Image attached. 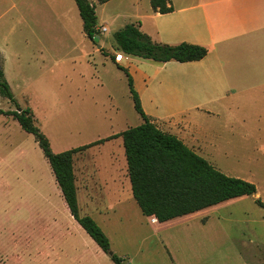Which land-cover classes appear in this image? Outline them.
<instances>
[{
	"label": "rangeland",
	"instance_id": "1",
	"mask_svg": "<svg viewBox=\"0 0 264 264\" xmlns=\"http://www.w3.org/2000/svg\"><path fill=\"white\" fill-rule=\"evenodd\" d=\"M135 1L89 0L96 7L97 28H108L107 32H99L94 44L83 31L75 1L60 0L63 18L50 19L43 27L33 25L28 33L27 27H22L19 40L11 43L6 56H0V65L20 108L32 109L35 124L49 139L54 153L106 139L143 123L135 110L127 77L112 60L115 56L120 62L116 55H124L116 50L115 32L126 24L138 23L137 16L150 7V0ZM27 37L30 43L22 41ZM124 57L128 59L118 64L130 67L145 113L163 131H190L192 118H196L186 99L175 96L167 83L169 66L158 70L153 61ZM232 100L229 106L221 107L226 111L220 118L209 120L212 130L208 136L202 130L206 119H196L200 139L196 148L221 172L255 184L256 194L179 218L175 226L168 228L144 219L135 200L134 210L127 213L115 210L93 214L109 238L111 251L124 257L127 264H264V207L257 203H264V88L235 94ZM0 109L17 110L1 94ZM207 140L209 144L204 143ZM75 156L81 157L77 158L76 168L84 159L91 169L98 168V178L106 180L112 175V160L119 162L124 157L125 161L123 140L105 141ZM55 188L54 174L35 137L12 116L0 115V226L7 223L8 228L1 235L2 246L16 239L20 247L25 246L22 233L27 225L17 223L15 218L27 213L34 218L35 207L50 210L41 200L48 194L56 209L61 211L63 204L66 209L60 217L68 230L58 244L67 257L62 251H54L55 263L114 264L73 220L63 197L55 195ZM72 247L77 248L83 261H74ZM25 262L43 264L28 258Z\"/></svg>",
	"mask_w": 264,
	"mask_h": 264
},
{
	"label": "crops",
	"instance_id": "2",
	"mask_svg": "<svg viewBox=\"0 0 264 264\" xmlns=\"http://www.w3.org/2000/svg\"><path fill=\"white\" fill-rule=\"evenodd\" d=\"M59 1L0 0V56H6L11 43L19 40L18 34L22 27H27L28 33V28L33 25L43 27L48 25L50 19L59 21L63 18L59 12ZM170 1L173 11L163 14L155 11L150 4L144 15L137 16L138 24L140 29L157 43L169 45L189 43L208 50L207 56L200 61L155 62L158 64V70L169 66L167 83L174 90L175 96L186 99L190 110L194 112V118L201 116L203 120L206 119L202 130L208 136L212 130V126L208 124L209 120L220 118L221 113L226 111V108L224 110L222 108L225 105L229 106L228 101L232 100L235 94L249 89L264 88V0ZM135 3H138V0ZM27 39L22 41L30 43L31 38ZM99 49L104 48L101 46ZM124 55L118 59L120 62L117 60V64L128 59ZM127 68L129 71L130 67ZM196 119L192 118L193 125L190 131L176 128L168 133L177 136L189 148L199 153L196 148L200 143L199 136L196 135L199 127ZM204 143L209 144V141ZM77 158L81 157L74 158L80 213L83 212L97 221L93 214L110 213L115 210L127 213L130 209L134 210L135 199L132 197V189L129 192L131 182L126 157L125 161L124 157L123 161L112 160L114 167L112 175L106 180L98 178V168L91 169L84 159H81L79 167L76 168ZM58 188H55V195L61 198L62 194ZM41 200L50 210L39 211L38 207H35L34 218L30 213L15 218L17 223L27 225V231L22 233L25 246L20 247L18 239L12 244L6 240L8 245L2 246L1 235L8 228L7 223L1 224L0 264H25L27 258L42 261L43 264H56L57 258L52 253L62 251L58 242L66 237L68 229L67 224L61 220L60 213H66V209L64 204L61 205V211L56 209L54 199L48 194L41 196ZM67 210L69 212L68 208ZM191 215L182 218H189ZM71 217L73 218L72 215ZM143 217L160 228L173 227L179 219L160 223L155 217L145 215ZM152 218H155V221H152ZM73 220L76 221L74 218ZM97 223L99 224L98 221ZM9 230L13 231L16 228ZM72 249L74 261H83L84 258L77 248ZM63 255L67 257L65 252Z\"/></svg>",
	"mask_w": 264,
	"mask_h": 264
},
{
	"label": "trees",
	"instance_id": "3",
	"mask_svg": "<svg viewBox=\"0 0 264 264\" xmlns=\"http://www.w3.org/2000/svg\"><path fill=\"white\" fill-rule=\"evenodd\" d=\"M74 1L83 22V31L95 44V38L99 36L96 7L89 0ZM98 1L106 3L110 0ZM150 4L155 11L163 14L173 11L170 0H150ZM114 40L116 50L160 63L200 61L208 54V50L199 45L157 43L140 29L138 23L126 24L115 32ZM112 60L116 63L115 56H112ZM117 66L127 77L135 110L142 117L143 123L106 139L54 153L49 139L35 124L32 109L20 108L0 65V94L17 108L15 111L0 109V115L12 116L25 132L35 137L51 167L69 212L103 252L109 254L111 251L109 238L92 217L80 213L74 158L76 154L105 141L122 138L133 198L143 215L155 217L160 223L256 194L255 184L226 175L177 136L161 130L145 113L128 69L119 64ZM257 203L264 207L261 201ZM110 258L114 264H127L126 259L116 253L111 254Z\"/></svg>",
	"mask_w": 264,
	"mask_h": 264
},
{
	"label": "built area",
	"instance_id": "4",
	"mask_svg": "<svg viewBox=\"0 0 264 264\" xmlns=\"http://www.w3.org/2000/svg\"><path fill=\"white\" fill-rule=\"evenodd\" d=\"M97 31L100 33H104V32L108 31V28L105 25H103V26L97 28ZM119 58H120V56L116 55V59L118 60ZM152 221H155V218H152Z\"/></svg>",
	"mask_w": 264,
	"mask_h": 264
},
{
	"label": "water",
	"instance_id": "5",
	"mask_svg": "<svg viewBox=\"0 0 264 264\" xmlns=\"http://www.w3.org/2000/svg\"><path fill=\"white\" fill-rule=\"evenodd\" d=\"M95 40H96V42H97V40H98V39H97V38H95ZM111 254H113V252H111V251H110V252H109V255H111Z\"/></svg>",
	"mask_w": 264,
	"mask_h": 264
}]
</instances>
